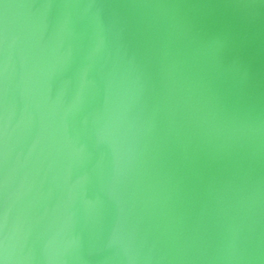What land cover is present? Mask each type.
<instances>
[{
    "label": "water",
    "instance_id": "1",
    "mask_svg": "<svg viewBox=\"0 0 264 264\" xmlns=\"http://www.w3.org/2000/svg\"><path fill=\"white\" fill-rule=\"evenodd\" d=\"M0 264H264V0H0Z\"/></svg>",
    "mask_w": 264,
    "mask_h": 264
}]
</instances>
